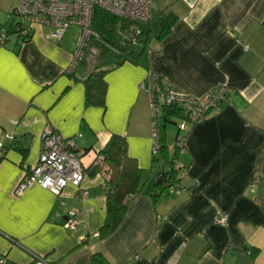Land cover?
I'll return each instance as SVG.
<instances>
[{
  "label": "crops",
  "instance_id": "1",
  "mask_svg": "<svg viewBox=\"0 0 264 264\" xmlns=\"http://www.w3.org/2000/svg\"><path fill=\"white\" fill-rule=\"evenodd\" d=\"M16 4L0 0V34L17 21ZM158 11L177 17L171 31L138 62L107 70L95 85L101 101H88L84 81L70 74L78 30L54 40L37 28L0 44V264H90L97 252L108 264H264V0H157L152 17ZM149 73L177 95L225 85L226 102L185 133L180 192L129 196L122 221L101 236L109 172L95 158L110 137L125 138L143 179L158 167L159 111L153 117L140 88ZM46 126L64 138L80 134L83 179L59 195L32 185L17 196ZM69 210L77 212L73 230L63 227ZM219 214L224 225L214 222Z\"/></svg>",
  "mask_w": 264,
  "mask_h": 264
},
{
  "label": "built area",
  "instance_id": "2",
  "mask_svg": "<svg viewBox=\"0 0 264 264\" xmlns=\"http://www.w3.org/2000/svg\"><path fill=\"white\" fill-rule=\"evenodd\" d=\"M94 8L108 11L118 17L136 21L148 22L152 18V9L157 8V0H17L12 11L17 21L8 27H3L0 34V44L8 36L22 41L28 39L37 28H46L45 38L59 40L72 26L78 29L77 47L69 69L76 66L82 59L85 49L92 38L98 37L92 28V15ZM135 33H139L135 29ZM140 88L147 92L153 117L157 112L154 95L158 94L161 103L181 104L182 118L176 123L177 135L175 146L184 149L185 133L196 123L201 122L212 110H219L226 102L227 87L218 85L199 97L162 93L155 83L154 77L149 73L147 82L141 83ZM80 134L64 138L51 127L46 126L41 134V149L35 164L25 173L14 188V194L22 192L37 185L55 195H59L67 185L78 187L83 179L84 167L81 157L85 150L77 144ZM11 138V137H9ZM158 129L155 120L152 122L151 156L158 154ZM103 156L97 154L95 164L101 165ZM254 183L256 180L253 181ZM181 186L172 185L167 189L168 194H176ZM226 214H219L214 222L224 225ZM77 225V212L69 210L63 222L68 230L75 229Z\"/></svg>",
  "mask_w": 264,
  "mask_h": 264
},
{
  "label": "trees",
  "instance_id": "3",
  "mask_svg": "<svg viewBox=\"0 0 264 264\" xmlns=\"http://www.w3.org/2000/svg\"><path fill=\"white\" fill-rule=\"evenodd\" d=\"M176 19L172 12L158 11L148 22L139 23L94 8L92 28L98 37L90 40L82 59L70 69V74L75 80L84 81L87 100L99 98L98 100L101 101L103 94L95 85L102 75L126 61L138 62L152 41L161 40L169 34ZM135 29H138L139 33L136 34ZM91 50H97L92 63L88 58ZM153 77L160 91L168 93L159 83L158 78ZM153 100L157 110L160 109V114H156L159 150L157 156L152 157L158 167L151 177L143 179L142 169L127 156L125 138L119 135H112L98 153L103 156V162L98 166L102 169L106 168L109 172L106 180V218L99 231L101 236L110 234L122 221L129 207V196L145 192L155 198L163 193L168 194L169 186L176 184L181 186L180 179L184 168L177 161L180 149L175 146L173 154H169L166 132L169 123H175L183 117V107L173 102L161 103L158 94L154 95ZM255 254L256 250L253 249L250 253L251 260ZM90 264H108V262L101 253L97 252L91 255Z\"/></svg>",
  "mask_w": 264,
  "mask_h": 264
},
{
  "label": "rangeland",
  "instance_id": "4",
  "mask_svg": "<svg viewBox=\"0 0 264 264\" xmlns=\"http://www.w3.org/2000/svg\"><path fill=\"white\" fill-rule=\"evenodd\" d=\"M77 30H78V29H77L76 27L72 26V27L69 28L67 34H68V35L75 34V33H77ZM68 35H67V36H68ZM92 51H93V52H92ZM96 54H97V50H91V51H90V53H89L90 56L88 55V56H89L88 58H89V61H90V62L93 61L94 56H95ZM91 63H92V62H91ZM159 114H160V109H159V113H158V115H159ZM177 121H178V120H176L175 123H177ZM175 123H169V124L167 125V131H168V132H171V131H170L171 129H172V130H175V129H176V124H175ZM168 132H167V133H168Z\"/></svg>",
  "mask_w": 264,
  "mask_h": 264
}]
</instances>
